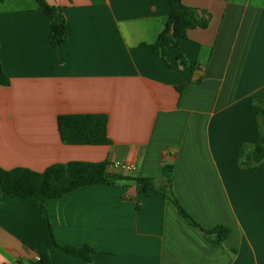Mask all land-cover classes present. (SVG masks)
<instances>
[{"label":"crops","instance_id":"crops-1","mask_svg":"<svg viewBox=\"0 0 264 264\" xmlns=\"http://www.w3.org/2000/svg\"><path fill=\"white\" fill-rule=\"evenodd\" d=\"M63 8L68 39L55 48L35 0H0V167L42 172L73 161L134 164L161 177L206 230L228 226L225 249L157 192L97 184L46 203L57 242L91 247L92 262L59 251L52 264H264V170L237 167L258 141L264 104V0H183L206 29L154 52L169 0H45ZM185 62V63H184ZM181 89V90H180ZM105 114L112 146H69L58 117ZM47 245L39 208L0 197V264L37 260ZM231 250L236 253L232 254Z\"/></svg>","mask_w":264,"mask_h":264},{"label":"trees","instance_id":"trees-1","mask_svg":"<svg viewBox=\"0 0 264 264\" xmlns=\"http://www.w3.org/2000/svg\"><path fill=\"white\" fill-rule=\"evenodd\" d=\"M38 9L44 13L50 22V42L58 48L68 39L67 20L63 8L49 5L45 0H35ZM171 12L165 30L152 45L154 52L165 57L168 48H176L177 58L184 61L178 48V40L186 39L188 32L194 29H206L208 19H199L196 9L184 5L183 0H169ZM174 26V33H171ZM185 63V62H184ZM10 78L3 70L0 60V86L9 87ZM181 90V89H180ZM259 136L254 145H243L237 158V167L257 172L264 170V104L255 107ZM109 118L105 114H71L58 117V129L62 142L69 146H112L108 136ZM108 161L92 163L73 161L66 164H55L42 172L28 168L6 170L0 167V197L14 195L23 198L30 205L41 210L46 229L47 245L38 247L37 260H19L16 264H52L55 253L61 251L68 256L77 257L92 262L96 251L91 247L76 248L60 245L55 237L50 222L46 203L61 198L78 189L97 184L128 187L135 185L141 194L149 191L160 193L164 199L171 202L178 214L193 228L200 231L213 249H225L231 230L228 226L217 225L210 230L202 228L188 211L182 206L173 191L174 165L164 164L161 177H128L110 170ZM235 254V250H231Z\"/></svg>","mask_w":264,"mask_h":264},{"label":"built area","instance_id":"built-area-1","mask_svg":"<svg viewBox=\"0 0 264 264\" xmlns=\"http://www.w3.org/2000/svg\"><path fill=\"white\" fill-rule=\"evenodd\" d=\"M111 171H119V172H129V171H135L136 166L134 164H128V163H123L121 161H116L111 163L110 166Z\"/></svg>","mask_w":264,"mask_h":264},{"label":"water","instance_id":"water-1","mask_svg":"<svg viewBox=\"0 0 264 264\" xmlns=\"http://www.w3.org/2000/svg\"><path fill=\"white\" fill-rule=\"evenodd\" d=\"M171 33H174V26H172Z\"/></svg>","mask_w":264,"mask_h":264}]
</instances>
